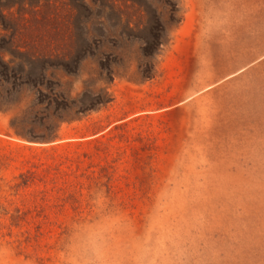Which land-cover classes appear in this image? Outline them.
Wrapping results in <instances>:
<instances>
[{
  "label": "rangeland",
  "instance_id": "1",
  "mask_svg": "<svg viewBox=\"0 0 264 264\" xmlns=\"http://www.w3.org/2000/svg\"><path fill=\"white\" fill-rule=\"evenodd\" d=\"M0 264H264V0H0Z\"/></svg>",
  "mask_w": 264,
  "mask_h": 264
},
{
  "label": "trees",
  "instance_id": "2",
  "mask_svg": "<svg viewBox=\"0 0 264 264\" xmlns=\"http://www.w3.org/2000/svg\"><path fill=\"white\" fill-rule=\"evenodd\" d=\"M161 30H164V28L161 27ZM154 37L151 36L150 39L144 40V45L146 46V48L148 47V49H144L145 53H147L146 52L147 50H153V52H155L156 49H159L160 45L163 43L164 39H162L161 37H156V38H154ZM145 53H143V54H145ZM150 69H151V66L149 64V66H147V69H146L147 71H146L144 76H151ZM92 99H93V103H91L92 104L91 106H100V105L108 102L110 100V97H105V94H103V95L95 94Z\"/></svg>",
  "mask_w": 264,
  "mask_h": 264
}]
</instances>
